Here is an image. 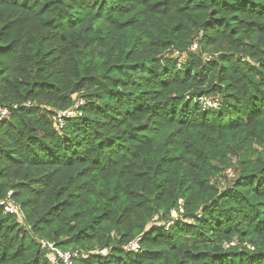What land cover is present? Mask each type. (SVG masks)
I'll use <instances>...</instances> for the list:
<instances>
[{"label": "trees", "instance_id": "obj_1", "mask_svg": "<svg viewBox=\"0 0 264 264\" xmlns=\"http://www.w3.org/2000/svg\"><path fill=\"white\" fill-rule=\"evenodd\" d=\"M0 106V264H264V0H0Z\"/></svg>", "mask_w": 264, "mask_h": 264}, {"label": "built area", "instance_id": "obj_2", "mask_svg": "<svg viewBox=\"0 0 264 264\" xmlns=\"http://www.w3.org/2000/svg\"><path fill=\"white\" fill-rule=\"evenodd\" d=\"M195 47L196 46H194V48ZM200 102H202L205 107L217 108V105L215 103L210 102V101H205L204 98L200 99ZM81 105H82V100H79L77 104H75L74 108L68 111L59 113V115L57 116V122H58L59 128L63 126V122H62L63 119L80 115L78 109ZM8 114H9V110L6 107L0 106V122L4 118H6ZM1 204L4 206L5 212L9 214H20L19 208H17V206H14L13 204L6 203V202H2ZM42 244L44 248L46 249V251L50 253L49 257H50L51 262L53 263L61 262L62 264H73V261L76 260L77 258L76 253H63L59 251L58 249H56L53 244H45L44 242H42ZM138 249H139L138 240L135 242H132L129 246V251L136 252ZM102 253H105V250H103Z\"/></svg>", "mask_w": 264, "mask_h": 264}]
</instances>
